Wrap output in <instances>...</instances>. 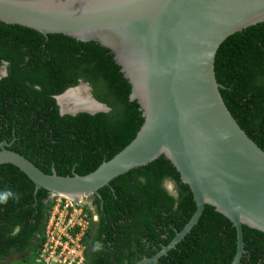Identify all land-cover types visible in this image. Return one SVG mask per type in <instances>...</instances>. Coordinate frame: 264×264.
<instances>
[{"label":"trees","instance_id":"trees-1","mask_svg":"<svg viewBox=\"0 0 264 264\" xmlns=\"http://www.w3.org/2000/svg\"><path fill=\"white\" fill-rule=\"evenodd\" d=\"M0 143L46 174L85 175L135 137L143 123L131 86L111 52L96 42L41 33L0 22ZM215 76L228 110L264 150V22L229 36L215 56ZM82 81L108 112L60 115L55 96ZM173 184L174 193L165 187ZM0 264H37L55 204L46 189L16 166L0 165ZM93 196L97 220L87 215L81 238L85 264H135L156 254L181 231L196 206L189 187L163 156L110 181ZM84 212L89 208L84 205ZM238 264H264V232L242 226ZM75 227L73 232H78ZM236 230L205 205L197 223L165 255L148 264H230ZM99 245V247H97Z\"/></svg>","mask_w":264,"mask_h":264},{"label":"water","instance_id":"water-1","mask_svg":"<svg viewBox=\"0 0 264 264\" xmlns=\"http://www.w3.org/2000/svg\"><path fill=\"white\" fill-rule=\"evenodd\" d=\"M0 22L108 49L131 86L129 100L138 103L144 119L127 146L85 175L46 174L5 141L0 165L16 166L35 192L43 188L50 198L78 204L100 197L98 190L114 178L163 156L189 187L196 209L167 245L135 264H148L174 248L205 205L233 224L237 246L230 264H238L244 252L242 226L264 232V150L224 103L214 62L224 40L264 22V0H0ZM82 88L100 108L62 110L58 99ZM91 90L80 81L55 96L60 115L108 112ZM167 185L171 188V182Z\"/></svg>","mask_w":264,"mask_h":264},{"label":"built area","instance_id":"built-area-1","mask_svg":"<svg viewBox=\"0 0 264 264\" xmlns=\"http://www.w3.org/2000/svg\"><path fill=\"white\" fill-rule=\"evenodd\" d=\"M56 197L59 196L53 198L56 199ZM61 198L64 200L56 203L48 216L44 231L45 242L36 259L37 264H85V245L81 243V238L87 226L82 229L75 224H70V221L74 219L72 217L75 214L74 209L80 210L78 216H80V220L85 219L86 225L88 224L87 215L82 206L71 200L66 202L67 198ZM60 208L67 213L63 220ZM65 227H67L68 233L63 232ZM75 227H78L79 231L74 233L73 229ZM81 229L82 232L78 234Z\"/></svg>","mask_w":264,"mask_h":264},{"label":"rangeland","instance_id":"rangeland-1","mask_svg":"<svg viewBox=\"0 0 264 264\" xmlns=\"http://www.w3.org/2000/svg\"><path fill=\"white\" fill-rule=\"evenodd\" d=\"M169 183V181H166L165 182V187L166 188H168L167 186V184ZM171 188L169 187L168 189L171 191V192H174V188H173V184L171 183ZM92 199H93V197H88V198H83L81 201H80V203H78L77 205H80V206H82V207H84V205H86L88 208H89V211L87 210V213H85L86 215H89V214H91V215H89V216H91V219H92V221L94 220V221H96L97 219H96V216H95V214H94V206H92ZM60 200H64V199H62L60 196L59 197H56V199H55V204L56 203H58ZM66 202H69V199H66ZM54 204V205H55ZM60 211H61V217H62V220L64 219V217H65V215L67 214L66 213V211H64L62 208H60ZM74 211H75V214L74 215H72V217L74 218L73 220L71 219V221H70V224H75V225H77V226H79V228H85L87 225L85 224V222H84V218H82L83 220H80V216H78V214L80 213V210H78V209H74ZM78 224H80V225H78ZM74 225V226H75ZM82 229L80 230V232L78 233V234H80L81 232H82ZM64 231L63 232H65V233H68V231H67V227H65L64 229H63ZM17 264H21V262H18ZM33 264V263H32Z\"/></svg>","mask_w":264,"mask_h":264},{"label":"bare ground","instance_id":"bare-ground-1","mask_svg":"<svg viewBox=\"0 0 264 264\" xmlns=\"http://www.w3.org/2000/svg\"><path fill=\"white\" fill-rule=\"evenodd\" d=\"M84 90L86 91V89L84 88ZM80 91H82L83 92V90H81L80 89ZM80 91H78V90H75L74 92H69V93H67V94H65L64 96H63V99H62V97H60L59 99H58V102H60L59 104H60V106H61V108H62V110H65V109H67V108H69V110H71V109H74V108H85V109H91V110H97V109H99L100 108V106L99 105H96L94 102H91V101H89V99L88 98H86L85 100L86 101H88V104L87 103H84L83 101H82V99L81 100H79V99H77V98H73V99H71L70 101H68V99H70V97L71 96H73V95H77V92H80ZM75 102V103H74ZM64 103L66 104L67 103V105L66 106H64ZM74 103V104H73Z\"/></svg>","mask_w":264,"mask_h":264},{"label":"flooded vegetation","instance_id":"flooded-vegetation-1","mask_svg":"<svg viewBox=\"0 0 264 264\" xmlns=\"http://www.w3.org/2000/svg\"><path fill=\"white\" fill-rule=\"evenodd\" d=\"M2 66H3V65H2ZM2 66H1V67H2ZM1 67H0V68H1ZM81 90H83V92L80 91V92H78L79 95H76V94H75V95L71 96L70 99H68V101H70V100L73 99L74 97L77 98V96H78L77 99H79V100L82 99V101H83L84 103H87V104H88V101L85 100V99H86V96H85V94H84V93H85L84 88H82ZM91 93H92V90H91ZM75 98H74V99H75ZM62 99H63V96H62ZM59 103H60V102H59ZM66 105H67V103H66V104L64 103V106H66ZM94 214L97 216V214H96L95 212H94ZM97 218H98V217H97Z\"/></svg>","mask_w":264,"mask_h":264},{"label":"clouds","instance_id":"clouds-1","mask_svg":"<svg viewBox=\"0 0 264 264\" xmlns=\"http://www.w3.org/2000/svg\"><path fill=\"white\" fill-rule=\"evenodd\" d=\"M11 195L12 194L10 192H5V193L0 194V202H5L8 199V197ZM97 247H99V245H97Z\"/></svg>","mask_w":264,"mask_h":264}]
</instances>
